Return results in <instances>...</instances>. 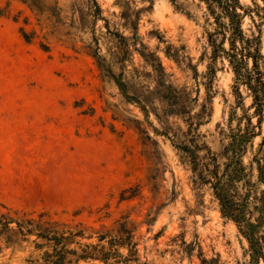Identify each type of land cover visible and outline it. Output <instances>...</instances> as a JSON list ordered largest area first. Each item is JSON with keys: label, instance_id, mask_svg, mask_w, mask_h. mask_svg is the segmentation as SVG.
Returning a JSON list of instances; mask_svg holds the SVG:
<instances>
[{"label": "rangeland", "instance_id": "374dc122", "mask_svg": "<svg viewBox=\"0 0 264 264\" xmlns=\"http://www.w3.org/2000/svg\"><path fill=\"white\" fill-rule=\"evenodd\" d=\"M241 2L264 52L263 2ZM213 31L199 0H0V214L126 222L146 264H251L247 240L179 150L193 130L224 164L254 113L243 90L238 105L228 61L212 63ZM33 250L4 249L0 264H28Z\"/></svg>", "mask_w": 264, "mask_h": 264}, {"label": "trees", "instance_id": "16d2710c", "mask_svg": "<svg viewBox=\"0 0 264 264\" xmlns=\"http://www.w3.org/2000/svg\"><path fill=\"white\" fill-rule=\"evenodd\" d=\"M206 10L214 31L209 33L213 49L212 63L227 60L234 74L233 91L238 105L244 106L243 91L252 98L247 115V127L231 135L225 150L226 162L220 164L217 155L205 145H199L198 135L190 130L188 145L179 150L188 154L197 182L208 186L220 205L224 218L237 226L247 240L251 264H264V52L262 28L257 35L243 28L246 17L253 19V9L241 0H199ZM263 7L256 5L264 12ZM101 66V64H100ZM215 69L209 66L213 80ZM124 86V85H122ZM243 90V91H242ZM257 118V124L253 119ZM261 137L254 159L245 165L244 156L253 140ZM206 150L204 157L200 152ZM134 230L126 222L116 228L95 229L81 223L69 225L50 218L47 213L33 214L8 211L0 214V253L7 248L33 246L36 259L28 264H146L141 262ZM128 251L125 254L123 251ZM207 263L206 259H203Z\"/></svg>", "mask_w": 264, "mask_h": 264}]
</instances>
